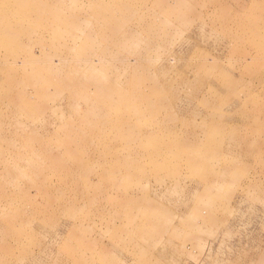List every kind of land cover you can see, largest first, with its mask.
<instances>
[{
  "label": "rangeland",
  "instance_id": "rangeland-1",
  "mask_svg": "<svg viewBox=\"0 0 264 264\" xmlns=\"http://www.w3.org/2000/svg\"><path fill=\"white\" fill-rule=\"evenodd\" d=\"M0 264H264V0H0Z\"/></svg>",
  "mask_w": 264,
  "mask_h": 264
}]
</instances>
